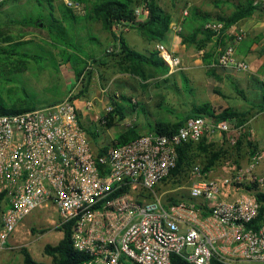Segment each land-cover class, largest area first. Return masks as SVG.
Here are the masks:
<instances>
[{
    "label": "built area",
    "instance_id": "2783aa9c",
    "mask_svg": "<svg viewBox=\"0 0 264 264\" xmlns=\"http://www.w3.org/2000/svg\"><path fill=\"white\" fill-rule=\"evenodd\" d=\"M63 2L75 16L86 14L84 3ZM254 5L264 8V0ZM149 17V10L137 5L133 20L115 21L113 31L120 36ZM170 29L181 34L183 20ZM205 29L214 39L228 33L219 21ZM229 34L233 39L212 67L248 72V62L237 56L245 33ZM155 48L170 73L183 68L166 44ZM112 111L111 106L106 110ZM99 120L106 124L105 116ZM80 123L72 97L0 116V248L28 217L53 211L57 227L73 222L74 249L87 257L82 264H172L174 255L189 264H264V225L250 227L259 215L257 194L264 193V174L258 171L262 151L247 165L222 159L220 171L228 174L220 178H206L196 162L189 171L191 201L168 204L160 193L177 167L179 147L216 134L238 138L243 126L236 119L192 118L173 134L144 132L127 144L109 146L103 155Z\"/></svg>",
    "mask_w": 264,
    "mask_h": 264
},
{
    "label": "rangeland",
    "instance_id": "374dc122",
    "mask_svg": "<svg viewBox=\"0 0 264 264\" xmlns=\"http://www.w3.org/2000/svg\"><path fill=\"white\" fill-rule=\"evenodd\" d=\"M52 5L53 9H50L45 0L40 2L38 0H5L0 3V100L6 108L34 106L36 109H40L72 97L77 101L82 125L88 132H97L99 135L92 143L99 147H107L113 145L116 137L132 125H136L141 132L154 126V119L160 116L158 115L160 108L155 105L157 103L156 92L162 97V104L170 106L162 108V112L167 111L170 116L179 112L180 116L184 117L192 110L191 105H184L186 104L184 101L187 99L192 105L200 104L202 100L209 99L210 96L217 97L216 89L222 88L224 91L221 83L217 84L215 81V77H218L215 72H212L213 77L215 76L210 81L212 84L206 82V84L198 85L193 81L194 92H191L187 90L188 84L185 82V76H180L181 78L175 80L156 76L143 84L139 78L123 73L114 66L99 69L93 59L103 60L109 54L117 52L115 38L122 35L118 36L114 31L112 33L107 31L101 21L90 18L92 15L86 4L84 16H75L72 13L77 18L76 20H68L64 17L67 7L63 0H52ZM54 21H57V24H54ZM52 25L62 26L66 29L67 41L75 45L81 55L88 60L90 72L93 74L88 71L84 77L77 80L71 66L63 61L62 48L64 46L54 39L50 32ZM16 43L24 44L21 47H15ZM218 44H216V48H218ZM151 46L153 47L148 53L156 52V44H151ZM11 48L12 51L17 50V52L9 54L8 50ZM134 49L143 52L140 44ZM88 57L92 59H87ZM212 60L211 56L210 64L213 62ZM200 76L196 75L194 79H199L201 82ZM152 81L153 83L158 81V88L154 86L150 92L146 88H144L146 90L142 89L146 97L142 100L144 103L140 104L138 109L134 107V110L143 116L146 123L122 120L121 113L128 116L127 110L133 108L128 100L133 103L132 98L139 97L137 88L142 85L146 87ZM261 83L263 84V82ZM261 83H254L251 87L241 84L238 87L236 102L232 101L237 111L246 115V110L249 107L256 108L262 103L264 86ZM182 84H184L183 88ZM182 89H184L187 99L183 96ZM179 91L181 97L178 95ZM152 95L154 97L152 105L145 104ZM137 98L135 99L136 105L139 103ZM154 100L155 104H153ZM88 104L92 105L89 107ZM110 106L113 108V112L118 107L121 113L110 112L113 116V125L106 127L99 119L109 114L106 110ZM250 118L252 115L249 116V120H251ZM175 123L178 122L175 121ZM249 126L250 124L247 125L248 128H250ZM213 150L217 151L216 148ZM258 151H261L260 148L254 150L251 156H254ZM202 155L205 154L202 153ZM182 181L171 179L164 184V190L179 187L181 190H178V195H187L190 184L187 180ZM165 202L167 203V199ZM54 219L53 211H43L24 220L18 231L11 236L9 243L0 248V264H24V256L21 253L23 249H27L37 262L53 264L52 258L44 253L45 246H56L64 235L59 231L60 228L53 223Z\"/></svg>",
    "mask_w": 264,
    "mask_h": 264
},
{
    "label": "crops",
    "instance_id": "0c3cea01",
    "mask_svg": "<svg viewBox=\"0 0 264 264\" xmlns=\"http://www.w3.org/2000/svg\"><path fill=\"white\" fill-rule=\"evenodd\" d=\"M254 1L255 0H184V1L159 0L160 5L171 16V21H172L171 25L173 23L183 20L182 33L176 34L175 32L171 31V29L169 28V31L167 32L164 40L162 41L178 57H180V59L182 60L183 68L177 72H173V73L168 72V75L164 76L165 79L175 80L181 78L180 76H185V82L188 84L187 90L194 92L193 81H195V83H197L198 85H201L203 83L206 84V82L210 84L211 83L210 81H212V79H214L215 77V76L213 77L212 72H215L218 76L215 77L216 83L217 84L221 83L220 85H222V87L224 88V91L222 90V88H218L215 90V95L217 97L210 96L209 99H204L202 100V102L198 101L200 102V104L196 103L192 105L190 102H188V99L185 97V92H184L185 87H184V89H182V92L184 94L183 96L187 99V101H184V103H186L184 105L186 106L191 105L192 110L197 105H201L203 103H210L217 113H219L223 109L234 108L232 101L236 102L235 98H237L236 97L237 90L238 87L241 86V84L242 85L246 84L251 87L254 83L262 82V78L264 77V8H259L255 6ZM250 3H252L253 6L256 7L255 11L252 13L251 16L245 17L239 20L234 25H231L229 28H227L228 33L224 35V39H223L224 41L222 42V44H220L221 42H217L216 39L214 38L205 42L204 41V39L206 38L205 32L195 31L196 29L201 28L203 25H206L207 23L218 21L221 17L228 18L232 16L240 7L248 5ZM206 19L208 20L204 22V20ZM234 30L243 31L245 33L244 41L237 47V56L238 58L248 62L250 66V70L247 73L246 72L241 73L233 70H225L218 68L214 69L212 67V64H214V62L218 59L222 48L223 47L225 48L227 44L230 43L231 40L233 39L229 33H231V31ZM183 36L189 38L191 42L185 43ZM122 37L124 38L125 42L129 45V47H131L132 49H134V47H137V45L140 44L141 49L144 52V53L142 52L143 54H148V51H150V49H152L153 47L151 46V44L147 42L143 33H141L138 29L135 28H132L130 31L122 34ZM197 43H199L200 46L197 45ZM217 43H219L218 48H216ZM211 56L213 58L212 60L213 62L209 64ZM210 67H212L213 69ZM196 75H201L200 76L201 82H199V79H194V76ZM155 79H159V78H155ZM157 82L158 81H154L153 83L152 81L146 87L145 85H142L139 88H137V91L139 92V97L137 98L136 95L135 97L139 100V103H137V105L135 104L136 98L134 97L132 98L134 104L132 103L131 100H128V102L131 103L132 105L131 107L133 108L127 110L129 112V115L128 116L125 115L124 120L126 121L130 120L131 122L142 121L144 124L146 123V121H144L143 116L140 115L137 110H134V107L138 109L140 104L144 103L142 102V100L143 98L146 97L142 89L146 88L148 92H150L152 91L154 86L158 88ZM143 84H145V82H143ZM181 86L183 88L184 84H182ZM215 86L217 87L218 85ZM203 93H205V91H203ZM155 95H157L155 98L157 103L155 104V100H154L153 104H155L156 107L160 108V112L158 113V115L160 116L159 118L154 119V125L165 124V123L173 124L175 123V121L180 122L181 119L187 116L185 115L184 117H182L180 116L179 112H177L176 115L171 114L172 116L168 115L167 111L162 112V108H166L170 106L162 104V99H161L162 97L159 96L158 92H156ZM178 95L179 97H181L180 91ZM202 97L204 98V96ZM152 98H154L153 95L148 102H145V104L152 105V100H153ZM262 103L256 107L257 109L255 107H249V109L246 110L247 111L246 118L248 119V121H246V123L243 124L242 135L245 133L247 137L244 138L239 148L237 143L239 139L242 137V135L237 138L235 135H232L230 133L216 134L214 137L208 138L205 141L207 146H212L213 148H216L217 151H225L222 152L220 160L216 162L215 166L209 172H207L206 178L213 179V178H220L223 176L224 177L227 176L228 174L227 172L220 171V163L222 159L232 158L240 165H247V163L251 160V157L253 156V155L251 156V154L254 150L260 148V150L264 154V111L259 112L260 105H262ZM250 115H252V118H250L251 120H249ZM248 124H250L249 126L250 128L247 127ZM86 131L90 135V132H88L87 129ZM147 131L149 130H142V133ZM246 131L248 132V134L246 133ZM90 138L92 140L91 136ZM234 138L237 139V142L235 145H232L231 140ZM94 146H96L97 148L99 147L97 144ZM197 155H199L197 162H200L202 165L203 163L205 164L206 162L204 161L205 160L207 161L206 158L207 155L206 154L202 155V153L199 154V152H197ZM258 171L259 173L264 174V158ZM182 180H187L191 185V181L189 180V173L180 181L183 182ZM166 188H168V186H166ZM164 189H165L164 185H162L160 187V193L163 195V198L165 200L169 198H173L181 202L189 201V200L191 201L189 194L190 187L188 188L187 195L186 194L178 195L177 193L178 190H181V188L179 187L173 188L171 190L170 189L164 190Z\"/></svg>",
    "mask_w": 264,
    "mask_h": 264
},
{
    "label": "trees",
    "instance_id": "16d2710c",
    "mask_svg": "<svg viewBox=\"0 0 264 264\" xmlns=\"http://www.w3.org/2000/svg\"><path fill=\"white\" fill-rule=\"evenodd\" d=\"M41 0H38L40 2ZM48 2L50 9H53L52 0H45ZM77 2L85 3L89 7L90 18L101 21L103 23L104 28L113 32V23L117 20H133L134 17V8L137 5H144L150 12V17L145 23L134 24L133 28L138 29L141 33H143L145 39L149 44H157L164 40L167 32L169 31L171 25V16L170 14L160 5L159 0H74ZM256 7L253 6L252 3L240 7L232 16L228 18L221 17L218 21L223 22L226 25V28H229L231 25H234L239 20L249 17L255 11ZM64 17L68 20H76L77 18L72 14V12L65 8ZM208 19L204 20L206 22ZM39 23V20L37 21ZM36 23V22H35ZM37 24V23H36ZM54 24H57V21H54ZM57 27V28H56ZM196 32H205L206 38L205 42L213 38V34L205 29V25L201 28L196 29ZM54 39L57 42H60L64 48H62V56L64 63H67L73 69L77 80L81 79L85 76L86 72H90V65L88 64V60L81 55V52L78 48L72 43L67 41V37H65L66 29L62 26L52 25L50 30ZM67 35V34H66ZM184 42H191L189 38L183 36ZM117 41V52L111 53L107 56L106 59L99 60L93 59L96 66L101 69L108 66H114L119 69V71L123 73L130 74L131 76L139 78L142 82H147L149 79L154 78L156 76H166L168 75L169 69L164 64V62L159 58L157 52L151 51L148 54L140 53L131 47L125 42L124 38L118 37L115 38ZM224 37L220 39H216L217 42H223ZM24 43H16L15 47H21ZM224 44V43H223ZM197 45L200 46L199 43ZM9 54L13 52H17V50L12 51V48L8 50ZM87 59H92L88 57ZM210 64V63H209ZM213 69V68H212ZM214 73V72H213ZM90 74H93L90 72ZM91 80V77H89ZM167 81V80H166ZM264 86V84H262ZM82 94V92H81ZM72 100H75L72 98ZM127 101V98H125ZM262 105H260L259 112L264 111V95L262 96ZM4 103L0 100V116L1 115H10V114H19L27 111L35 110L34 106L28 107H12L6 108ZM119 106V105H118ZM113 112V111H112ZM114 112L119 113L120 110L118 107L114 109ZM113 112V113H114ZM121 113V112H120ZM203 116H211L213 118L219 120H232L236 119L241 126L246 123L248 120L247 114H243L237 111L234 108H227L221 110L219 113L212 107L210 103H203L201 105H197L187 116L180 120L178 123H165V124H156L152 126L149 131L157 134H173L178 131L180 127L185 125V123L192 118L203 117ZM122 120L125 119V116L121 113ZM106 119V127H112L113 125V116L109 113L105 116ZM81 121V120H80ZM82 125V123H80ZM82 127H84L82 125ZM143 133L139 131L136 125H132L128 127L125 131L120 133L113 145H124L131 141L139 138ZM92 137V141L95 142V138L99 135L97 132L90 133ZM247 135L244 133L242 137L238 141V146H240L246 138ZM206 140H203L198 145L194 144H186L179 147V160L177 163V167L172 171L170 179H175L176 181L183 179L191 170L193 165L197 162L199 154L204 153L207 155V161L204 164V172H209L216 164L222 155V152L225 151H214L213 147L207 146L205 143ZM107 147H99L100 155L106 153ZM239 148V147H238ZM167 182V181H166ZM179 183V182H178ZM258 201L260 203V210L257 219L251 223L250 227L254 229H258L262 225H264V193L257 194ZM181 201L175 200L173 198L167 199L168 204H177ZM188 202V201H185ZM3 196H0V217L3 211ZM72 226L73 222L67 223L65 226L59 229V231L63 232L62 240L56 245H46L44 249V253L46 256L52 258L53 264H82L87 257L74 249L72 242ZM24 256V264H46L43 262H37L30 252L27 249H23L21 251ZM172 264H189L182 257L178 255H174L172 257ZM212 264H221L217 261H213Z\"/></svg>",
    "mask_w": 264,
    "mask_h": 264
}]
</instances>
